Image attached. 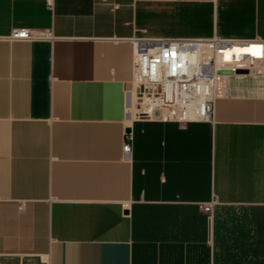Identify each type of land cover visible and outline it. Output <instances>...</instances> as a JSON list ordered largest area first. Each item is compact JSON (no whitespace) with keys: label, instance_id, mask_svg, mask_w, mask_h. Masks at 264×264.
Returning a JSON list of instances; mask_svg holds the SVG:
<instances>
[{"label":"crops","instance_id":"0c3cea01","mask_svg":"<svg viewBox=\"0 0 264 264\" xmlns=\"http://www.w3.org/2000/svg\"><path fill=\"white\" fill-rule=\"evenodd\" d=\"M213 36L264 41V0H0V264L255 260L212 211L264 207V76L218 77L210 123L128 109L134 38Z\"/></svg>","mask_w":264,"mask_h":264},{"label":"built area","instance_id":"2783aa9c","mask_svg":"<svg viewBox=\"0 0 264 264\" xmlns=\"http://www.w3.org/2000/svg\"><path fill=\"white\" fill-rule=\"evenodd\" d=\"M51 6L53 0H43ZM12 38H35L25 29ZM252 47L250 51L248 49ZM237 49L238 51H234ZM128 109L136 119L185 125L210 123L218 77L264 76V41L219 38H134ZM245 72V73H242ZM134 108L135 112H132ZM131 133H124L122 152L130 155ZM203 211L211 212L210 205Z\"/></svg>","mask_w":264,"mask_h":264},{"label":"trees","instance_id":"16d2710c","mask_svg":"<svg viewBox=\"0 0 264 264\" xmlns=\"http://www.w3.org/2000/svg\"><path fill=\"white\" fill-rule=\"evenodd\" d=\"M220 220H225L227 241L230 246L239 241L240 234L243 236L240 237V242H250L251 251L256 250L255 260L252 259L245 264H264V207L220 206L214 208L212 211L214 238ZM260 256L262 259H259Z\"/></svg>","mask_w":264,"mask_h":264},{"label":"bare ground","instance_id":"6f19581e","mask_svg":"<svg viewBox=\"0 0 264 264\" xmlns=\"http://www.w3.org/2000/svg\"><path fill=\"white\" fill-rule=\"evenodd\" d=\"M252 49V47H249L248 49H245L247 51H250ZM234 51H238L237 49H234Z\"/></svg>","mask_w":264,"mask_h":264},{"label":"water","instance_id":"95a60500","mask_svg":"<svg viewBox=\"0 0 264 264\" xmlns=\"http://www.w3.org/2000/svg\"><path fill=\"white\" fill-rule=\"evenodd\" d=\"M242 73H245V72H242ZM125 132H126V133H129V129L127 128V129L125 130Z\"/></svg>","mask_w":264,"mask_h":264},{"label":"rangeland","instance_id":"374dc122","mask_svg":"<svg viewBox=\"0 0 264 264\" xmlns=\"http://www.w3.org/2000/svg\"><path fill=\"white\" fill-rule=\"evenodd\" d=\"M132 112H135V111H134V108H133V111H132Z\"/></svg>","mask_w":264,"mask_h":264}]
</instances>
